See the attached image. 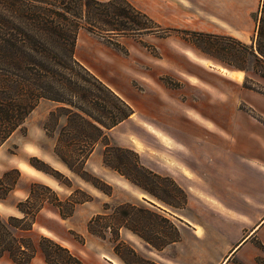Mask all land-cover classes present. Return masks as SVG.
<instances>
[{
    "label": "rangeland",
    "instance_id": "1",
    "mask_svg": "<svg viewBox=\"0 0 264 264\" xmlns=\"http://www.w3.org/2000/svg\"><path fill=\"white\" fill-rule=\"evenodd\" d=\"M5 1L14 5L20 0ZM128 1L152 19L145 25L150 29L136 34L138 24H144L136 16L131 25L133 31L120 37L98 28L94 32L84 22V27L78 30L75 47L76 60L120 93L135 110L131 119L109 131L110 146L100 142L85 165L91 176L97 177L95 182L100 188L69 170L55 155L57 136L47 135L44 129L50 112L60 106L54 101L40 100L22 127L0 146V206L5 210L0 213L4 217L20 215L16 204L26 199L35 182L50 186L62 199L73 195L78 203L71 216L63 219L54 206L46 204L32 231L26 234L35 241L42 234L50 236L87 264H163L159 255L152 253L154 259H150L143 254L148 250H163L173 243L171 240H181L183 234L187 238L193 236V230L178 221L179 215L201 223L203 234L213 237L223 235L218 225L222 218H230L239 226V211H220L211 199L208 201L214 209L201 203L203 195L199 194L212 195L213 187L206 178L195 174L187 178L182 173V157L189 159L190 152L176 144L174 130L181 121H209L202 113L203 108L215 102L223 105L227 83H232V89L227 92L236 98V80L241 81L244 72L247 86H252L249 76L256 72L264 74V61L255 63L237 43L256 48L262 0ZM239 1L247 6V14H241ZM83 2H78L75 9H83ZM37 6L36 10L41 11L39 3ZM8 7L10 10L5 7V12L11 14L13 6ZM207 34L220 38H205ZM107 101L110 106L114 104L111 99ZM64 124L62 117L58 126L55 122L51 125L58 134ZM157 132L160 137L156 136ZM113 146L129 148L134 153ZM226 190L227 201L230 204L237 201L239 195L231 188ZM40 191L46 198L50 197V193ZM128 210L131 216L125 217L123 212ZM98 214L102 216L100 222H95V229L99 224L103 236L88 229L89 221ZM109 225L118 228L114 231L106 227ZM244 235L245 232L240 234L239 229H234L223 236L229 242L236 238L239 243ZM251 242L252 246L244 252L248 258L264 264V233ZM198 246L201 256L207 258L202 263H196L199 252L194 251L179 258L182 254L177 250L166 249L162 256L168 264H184L183 260L188 263L193 258V264H214L217 257L227 255L229 247L226 243L214 250L203 244ZM233 261L242 264L238 255ZM2 264L12 263L5 258ZM33 264H42L40 257Z\"/></svg>",
    "mask_w": 264,
    "mask_h": 264
},
{
    "label": "trees",
    "instance_id": "2",
    "mask_svg": "<svg viewBox=\"0 0 264 264\" xmlns=\"http://www.w3.org/2000/svg\"><path fill=\"white\" fill-rule=\"evenodd\" d=\"M78 2L81 0H20L10 5L0 0V146L22 127L40 100L54 101L60 106L50 112L44 129L47 135L57 136L55 155L69 170L100 188L95 182L97 177L91 176L85 165L100 142L110 146L109 131L128 119L134 110L112 87L76 60L78 30L84 27L85 22L94 32L98 28L120 37L133 31L134 16L144 21L134 30L136 34L150 29L145 25L152 19L136 10L128 0H85L80 11L75 9ZM38 3L41 11L36 10ZM8 6H13L11 14L5 12ZM21 10L28 13H19ZM204 37L219 36L207 34ZM255 40L256 48L237 43L257 63L264 61V6ZM109 99L114 101L112 106L108 104ZM62 117L66 122L56 134L51 124L55 122L58 126ZM114 147L134 153L129 148ZM105 163L118 170L116 166ZM141 169L146 170L144 167ZM40 190L50 193V197L46 198ZM72 196L62 199L50 186L33 183L28 197L16 204L22 216L4 217L0 213V257L7 254L14 264H31L40 252L45 264H87L67 246L49 236L40 235L35 241L26 234L33 229L46 204L54 206L63 219L71 216L78 203ZM123 213L125 217L131 216L130 210ZM101 216L98 214L92 218L88 229L103 236L99 224L95 229V222H100ZM124 226L137 232L127 224ZM106 227L114 231L118 228L116 225ZM174 241L176 239L171 240Z\"/></svg>",
    "mask_w": 264,
    "mask_h": 264
},
{
    "label": "crops",
    "instance_id": "3",
    "mask_svg": "<svg viewBox=\"0 0 264 264\" xmlns=\"http://www.w3.org/2000/svg\"><path fill=\"white\" fill-rule=\"evenodd\" d=\"M239 2L241 14H247V6L245 4L242 6L241 1ZM246 75L244 72L241 81L228 76L234 78L238 83L236 85L238 88L237 97L234 98L230 95L231 92H227L232 89V83H227L223 105H217L215 102L212 106L203 108L202 113L207 115L209 121L196 123L181 121L174 130L176 144L187 148L190 152L189 159L182 157V173L187 178H192L191 175L195 174L208 179L211 183L214 190L212 195L205 192L199 194V196L203 195L200 196L202 204L214 209L210 206L212 203L210 204L209 199H211L217 203L213 206L218 207L220 211L228 213L239 211V226H236L230 218H222V223L218 225L223 235L234 229H239L240 234L245 232L242 241L236 243V238H233L229 242L223 235L213 237L203 234L201 223H194L190 218L179 215L178 221L186 229H192L193 236L187 238L183 234L181 240L169 244L163 250H156V252L148 250L146 254H143L145 257L154 259L152 256L154 253L160 256L159 258L164 261L163 264H168V260L162 255L166 249H175L182 254L179 258L191 251L199 252L196 263H202L200 261L207 258L201 256L202 252L199 250L198 244H203L214 250L221 249L226 243L229 246L227 255L217 257L214 264H235L233 259L237 255L242 264H260L254 258H248L244 250L252 246L251 239L264 233V75L256 72L249 76L248 79L252 80V86L245 85ZM118 94L124 99L120 93ZM128 104L130 105V103ZM241 104L243 107L240 106ZM134 114L135 110L124 121L131 119ZM186 171L190 173V176L186 174ZM226 188L233 189L239 195L237 201L231 202V204L227 201L224 197L225 194H228ZM205 195L206 198H204ZM18 212L20 215L16 216H22L19 210ZM200 228L201 233H199ZM39 257L42 264H45L40 252L33 261ZM5 258L14 264L7 254L0 257V264ZM194 259L188 263L185 260L183 262L184 264H193Z\"/></svg>",
    "mask_w": 264,
    "mask_h": 264
},
{
    "label": "bare ground",
    "instance_id": "4",
    "mask_svg": "<svg viewBox=\"0 0 264 264\" xmlns=\"http://www.w3.org/2000/svg\"><path fill=\"white\" fill-rule=\"evenodd\" d=\"M156 136H161L160 132L156 133ZM137 146L141 147V144L139 142H137ZM29 171L33 170L31 168H27ZM37 173V172H36ZM186 174L190 176V173L188 171H186ZM263 223V222H262ZM260 226V225H259ZM226 263V262H225Z\"/></svg>",
    "mask_w": 264,
    "mask_h": 264
},
{
    "label": "clouds",
    "instance_id": "5",
    "mask_svg": "<svg viewBox=\"0 0 264 264\" xmlns=\"http://www.w3.org/2000/svg\"><path fill=\"white\" fill-rule=\"evenodd\" d=\"M5 211L2 206H0V212Z\"/></svg>",
    "mask_w": 264,
    "mask_h": 264
}]
</instances>
